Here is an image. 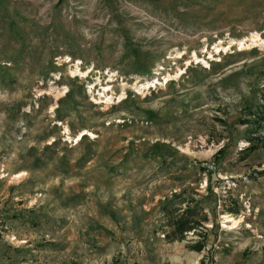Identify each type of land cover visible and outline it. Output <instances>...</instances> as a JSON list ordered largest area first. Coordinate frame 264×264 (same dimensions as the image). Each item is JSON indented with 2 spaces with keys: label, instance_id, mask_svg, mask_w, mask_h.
<instances>
[{
  "label": "rangeland",
  "instance_id": "374dc122",
  "mask_svg": "<svg viewBox=\"0 0 264 264\" xmlns=\"http://www.w3.org/2000/svg\"><path fill=\"white\" fill-rule=\"evenodd\" d=\"M259 106L264 0H0V264H264Z\"/></svg>",
  "mask_w": 264,
  "mask_h": 264
},
{
  "label": "trees",
  "instance_id": "16d2710c",
  "mask_svg": "<svg viewBox=\"0 0 264 264\" xmlns=\"http://www.w3.org/2000/svg\"><path fill=\"white\" fill-rule=\"evenodd\" d=\"M251 115L254 117H257L256 120H258V125H262L264 123V107L259 106L256 110H250ZM246 120V119H245ZM254 120V122H256ZM245 122H252L249 120H246ZM255 141H252L251 145L248 147V153L251 152L256 148V145L254 144ZM166 212H169L168 209H165ZM181 210V209H176ZM234 210V209H231ZM236 212V211H234ZM198 213L193 208L186 207L183 211H180V213H177V216L173 215L171 218L173 222L170 224L172 226L171 235L173 238H184L187 232L193 231L194 229L198 227H204V222L207 220V218H200L198 217ZM170 236V235H169ZM171 236V237H172ZM202 248V245H197V249L200 250Z\"/></svg>",
  "mask_w": 264,
  "mask_h": 264
},
{
  "label": "bare ground",
  "instance_id": "6f19581e",
  "mask_svg": "<svg viewBox=\"0 0 264 264\" xmlns=\"http://www.w3.org/2000/svg\"><path fill=\"white\" fill-rule=\"evenodd\" d=\"M255 41H257V36H256V38H255Z\"/></svg>",
  "mask_w": 264,
  "mask_h": 264
}]
</instances>
